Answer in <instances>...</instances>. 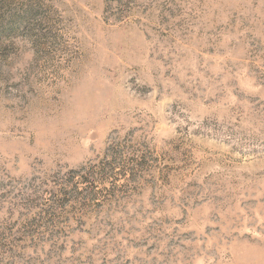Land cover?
Masks as SVG:
<instances>
[{
    "label": "rangeland",
    "instance_id": "obj_1",
    "mask_svg": "<svg viewBox=\"0 0 264 264\" xmlns=\"http://www.w3.org/2000/svg\"><path fill=\"white\" fill-rule=\"evenodd\" d=\"M0 264H264V0H0Z\"/></svg>",
    "mask_w": 264,
    "mask_h": 264
},
{
    "label": "clouds",
    "instance_id": "obj_2",
    "mask_svg": "<svg viewBox=\"0 0 264 264\" xmlns=\"http://www.w3.org/2000/svg\"><path fill=\"white\" fill-rule=\"evenodd\" d=\"M26 70V64L23 61H17L7 68L9 78L15 81L19 75H22Z\"/></svg>",
    "mask_w": 264,
    "mask_h": 264
}]
</instances>
